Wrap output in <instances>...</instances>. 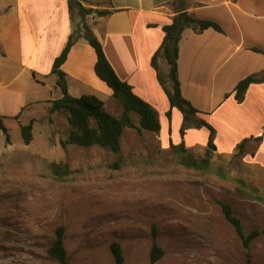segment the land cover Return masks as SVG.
<instances>
[{
	"label": "rangeland",
	"instance_id": "1",
	"mask_svg": "<svg viewBox=\"0 0 264 264\" xmlns=\"http://www.w3.org/2000/svg\"><path fill=\"white\" fill-rule=\"evenodd\" d=\"M81 18L76 9V35ZM51 95L56 97L44 88L39 93ZM49 107L27 106L19 120L6 119L10 143L0 130V264H59L48 251L61 226L71 264H115L114 242L121 244L124 264H150L154 243L164 250L156 264H264V202L240 194L236 180L264 197V154L256 158L257 141H250L242 157L215 152L211 170L203 171L184 166L172 143L164 147L151 131L125 129L121 154L63 147L71 131L69 113ZM105 109L122 113L114 97ZM133 118L139 125L138 116ZM31 120L34 137L27 145L21 125ZM205 152L201 146L191 150L199 160ZM52 162L68 164L71 175L58 181ZM221 202L232 206L245 235L260 232L249 248Z\"/></svg>",
	"mask_w": 264,
	"mask_h": 264
},
{
	"label": "crops",
	"instance_id": "2",
	"mask_svg": "<svg viewBox=\"0 0 264 264\" xmlns=\"http://www.w3.org/2000/svg\"><path fill=\"white\" fill-rule=\"evenodd\" d=\"M79 1L86 8L111 12L103 17L93 12L85 21L120 79L158 112L164 147L181 143L183 115L171 109L152 59L164 41L163 27L181 12L215 22L222 29L198 33L186 27L178 54L183 96L201 112L198 118L215 128L216 152L233 155L243 140L262 136L264 82L252 84L241 102L234 90L246 77L264 74V0ZM75 11H70L68 0H0V115L14 119L27 106L44 102L51 108L61 98L52 68L74 31ZM96 62L94 48L79 38L62 70L70 95H95L106 104L113 90L97 76ZM159 65L166 72V63L164 68L161 61ZM42 88L56 97L39 96ZM208 137L207 128H193L184 141L189 149L206 147ZM261 153L264 141L259 142L256 158Z\"/></svg>",
	"mask_w": 264,
	"mask_h": 264
},
{
	"label": "trees",
	"instance_id": "3",
	"mask_svg": "<svg viewBox=\"0 0 264 264\" xmlns=\"http://www.w3.org/2000/svg\"><path fill=\"white\" fill-rule=\"evenodd\" d=\"M183 2L184 0H176ZM69 9L73 12L79 10L82 17V30L79 34L73 31L62 53L55 59L52 74L57 77V86L62 92L59 99L54 100L51 110L53 112L67 110L69 113L68 123L71 126V131L66 140L61 141L63 147L74 145L83 148L100 147L108 149L114 154H121L122 136L125 129H137L138 132L151 131L159 133L161 123L158 112L146 101L138 97L132 87L125 81L121 80L116 73L114 67L110 63L104 47L99 39L94 35L85 18L96 12L99 17L107 16L111 12L108 10H94L86 8L79 0H68ZM193 24L180 23L179 15L175 16L172 23L163 27L165 32L164 41L160 49L156 52L152 59V65L157 71L158 79L166 92L171 109H178L183 115V123L180 129L182 138L181 143L171 144V148L180 156L184 166L197 170H211V158L217 151L215 144L216 130L206 120L198 118L197 114L201 113L188 101L182 93L181 82L178 76V54L179 42L182 38L183 30L186 27H192L198 33L213 28L221 32V27L212 21L193 19ZM79 38H84L95 50L97 62L95 71L97 76L104 81L112 90L113 97L122 109L119 116L110 114L105 109V102L95 95H84L81 97H73L68 92L66 74L62 70L68 54ZM160 60L166 63L168 68L165 73L160 65ZM264 82V74L261 77L248 76L241 80L235 87L234 94L237 101H243L249 87L254 83ZM21 114V113H20ZM14 119H18L19 115ZM139 118V125H136L133 115ZM168 119H171L172 113H167ZM5 116L0 115V130L4 131L8 143L10 136L8 128L5 125ZM34 120H31L27 125H21V134L25 144L29 145L33 141ZM207 128L209 130L208 143L206 146L205 158L199 160L189 149L184 141L186 130L189 128ZM251 140L258 143L264 141V132L258 138H250L243 140L238 146L234 156L242 157L246 154V147ZM251 156H255V150L251 152ZM118 164H116V167ZM52 176L58 181H63L65 177L71 175L72 170L68 164L52 162L50 164ZM240 186L237 191L253 200L264 202V197L259 195V190L250 188L242 179H236ZM222 212L226 220L235 228L238 236L242 240L244 246L249 248L251 242L256 239L260 232L252 231L249 235H245L241 221L234 213L232 206L228 203H220ZM65 227H59L55 232V240L49 248L48 254L55 259L59 264H71L69 262L68 252L64 243ZM111 253L114 257L115 264H124L125 258L120 243L114 242L110 246ZM164 256V250L154 243L150 254V264H156Z\"/></svg>",
	"mask_w": 264,
	"mask_h": 264
},
{
	"label": "water",
	"instance_id": "4",
	"mask_svg": "<svg viewBox=\"0 0 264 264\" xmlns=\"http://www.w3.org/2000/svg\"><path fill=\"white\" fill-rule=\"evenodd\" d=\"M179 20H180V23H182V22H184L186 24H193L194 23L193 18L187 12L179 13Z\"/></svg>",
	"mask_w": 264,
	"mask_h": 264
}]
</instances>
